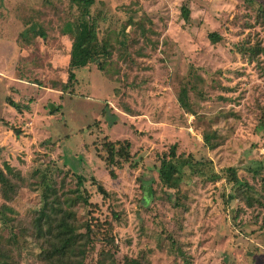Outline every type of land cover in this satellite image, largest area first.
I'll list each match as a JSON object with an SVG mask.
<instances>
[{
    "label": "rangeland",
    "instance_id": "obj_1",
    "mask_svg": "<svg viewBox=\"0 0 264 264\" xmlns=\"http://www.w3.org/2000/svg\"><path fill=\"white\" fill-rule=\"evenodd\" d=\"M82 16L101 54L70 69ZM110 141L131 144L116 178ZM173 146L186 164L171 189L158 168ZM6 162L21 173L9 174L13 199L0 184V264H46L34 226L45 180L92 227L85 264L100 253L117 264H264V0H95L87 15L71 0H0Z\"/></svg>",
    "mask_w": 264,
    "mask_h": 264
},
{
    "label": "trees",
    "instance_id": "obj_2",
    "mask_svg": "<svg viewBox=\"0 0 264 264\" xmlns=\"http://www.w3.org/2000/svg\"><path fill=\"white\" fill-rule=\"evenodd\" d=\"M73 3L78 5L82 11L83 15L90 13L91 6L95 3V0H71ZM190 10L184 8V17L189 19ZM86 18L89 22L90 20L87 16H82L78 21L77 35L74 38V43L71 51L70 59V69H77L87 66L89 63L96 61L101 54V51L97 49L94 44V40L97 39V34L94 30L93 24L90 25L87 21H82ZM89 23V24H88ZM91 27V28H90ZM69 30L72 29L71 25H68ZM44 35V34H42ZM210 38L213 42H217L220 36L217 32H212ZM247 49V48H245ZM256 57V54H254ZM70 79L75 78V72H70ZM181 101L186 105L185 100L181 97ZM17 106L16 104H13ZM119 145V146H118ZM106 150L108 156L105 158L107 164V169H109L110 174L113 178L117 177L116 168L121 169L125 162L130 161L131 153L130 142H107ZM105 149V147H103ZM176 146H173L170 151V159L164 156L161 160L160 167L158 168V177L160 182L171 189L176 187L171 180L174 175L180 171L182 164H186V160H182L178 155H176ZM180 162V163H178ZM228 170L231 172L236 171V167H229ZM257 171V170H255ZM16 172L20 174L17 169L14 168L10 163L6 162L5 167L0 166V184L1 189H3L4 196L7 200L13 199L18 191V187L13 184L9 178V174ZM16 174V175H17ZM79 185H83V178L79 177ZM235 184L240 186L245 184L248 186L247 182L242 183L235 177ZM44 191L42 193V207L40 213L35 219L34 226L36 229L35 235L38 239L41 251L39 252V257L46 264H85L86 262V252L87 246L94 242L95 236L92 232V227L90 224H79L78 219L74 217V211L67 207V197L60 194L58 189L44 181ZM98 184V183H97ZM99 192L107 197V191L101 186H98ZM77 195L83 196V202L86 205H90V195L82 191L77 190ZM251 203V202H249ZM179 200L176 201V206L180 205ZM71 206V205H70ZM8 222L5 218V211L0 210V220ZM86 228V231L82 230ZM110 256V257H109ZM106 259H112L110 264H117L114 254H103L100 253V258L96 264H105ZM125 264H148L139 258L126 259Z\"/></svg>",
    "mask_w": 264,
    "mask_h": 264
}]
</instances>
